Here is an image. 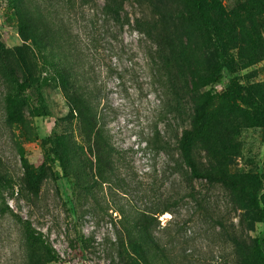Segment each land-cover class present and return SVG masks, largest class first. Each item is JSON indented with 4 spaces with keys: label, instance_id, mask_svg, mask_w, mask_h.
Here are the masks:
<instances>
[{
    "label": "rangeland",
    "instance_id": "1",
    "mask_svg": "<svg viewBox=\"0 0 264 264\" xmlns=\"http://www.w3.org/2000/svg\"><path fill=\"white\" fill-rule=\"evenodd\" d=\"M216 1L234 24L236 37L241 31L235 25L243 23L252 34L254 26L264 43L263 0ZM39 4L51 10L73 77L66 90L41 80L50 116L34 117L24 104L14 120L6 115L0 80V264H27L22 227L6 206L29 220L54 250L56 260L41 264H121L116 234L122 212L156 217L150 230L160 258L152 264H239L251 239L264 235V205L255 211L238 209L236 196L223 185L194 177L181 158L180 139L195 127L198 112L212 105V149L192 142L191 157L206 164L213 160L210 154L225 151L229 173L264 176V128L244 93L264 81V58L253 62L236 44L226 52L228 86L212 84L217 46L189 0ZM137 21L153 24L151 38L139 30ZM160 32L166 57L160 56L156 40ZM0 42L6 48L25 44L43 75L41 53L20 39L9 0H0ZM78 89L90 95L99 125L117 152L105 181L96 177L95 155L69 111L67 95ZM26 96L34 103L32 93ZM61 134L82 149L87 184L66 176L48 155L49 138ZM23 160L32 175L44 165L36 192L25 191Z\"/></svg>",
    "mask_w": 264,
    "mask_h": 264
},
{
    "label": "trees",
    "instance_id": "2",
    "mask_svg": "<svg viewBox=\"0 0 264 264\" xmlns=\"http://www.w3.org/2000/svg\"><path fill=\"white\" fill-rule=\"evenodd\" d=\"M13 12L18 20V35L24 43H29L35 51L41 53L42 65L39 75L32 55L25 44L4 47L0 42V80L4 87L3 104L8 119L14 120L18 109L29 105L30 114L34 117H48L50 111L41 93L40 82L53 81L63 90L70 89L69 80L73 77L69 58L62 50L60 30L52 19L51 10L43 9L40 0H9ZM193 11L199 18L204 31L212 36L217 46L218 64L211 75V83L227 87L224 78L230 72V64L226 52L232 46L239 44L254 60L264 58V43L255 33H249L243 23L235 25L241 32L240 36L234 34V24L222 14L221 5L216 0H189ZM264 3V0H263ZM207 7L210 8L208 10ZM48 9L50 7H47ZM236 15V14H235ZM238 17V15H236ZM139 30L146 36H153V24L148 21H137ZM254 35V36H253ZM160 32L156 34L160 56L166 57V42ZM234 40V42H233ZM41 76V77H40ZM27 93L33 94V102L29 103ZM245 95L252 100L249 108L254 112L257 121L264 128V81L250 85L245 89ZM217 102L216 96H211ZM69 111L74 114L82 126V134L88 149L95 155V166L98 171L96 177L107 180L108 174L113 171L115 148L110 143L105 130L99 125L96 108L90 95L83 89H78L67 95ZM204 104L208 101L203 99ZM212 105L206 111L198 112L195 127L184 132L180 139L181 158L196 178H204L210 182L220 183L225 189L236 196L238 209H251L255 211L260 204L264 205V176L261 175H235L229 173L226 164L225 151L210 154L213 160L206 164L196 163L190 155L191 143L202 142L206 150L210 151L214 144L208 134V115ZM48 155L52 154L54 161L58 162L62 172L77 183L87 184L89 175L86 165L82 162V149L69 135L61 134L49 138ZM183 146V148H182ZM25 168L26 192H36L40 178L44 175V165L37 168V175H32L23 160ZM20 192L22 189L20 188ZM9 213L20 223L23 231L27 264H41L44 261L56 260L54 250L36 232L29 220L22 219L8 206ZM261 211H264L261 209ZM258 212V211H256ZM255 212V213H256ZM154 215L142 213L139 216L122 212L118 223L120 231L116 234L117 254L121 264H152L160 258L153 234L150 230ZM162 258V257H161ZM239 264H264V235L259 234L251 239L242 251Z\"/></svg>",
    "mask_w": 264,
    "mask_h": 264
}]
</instances>
